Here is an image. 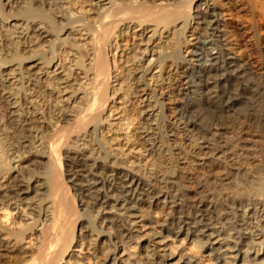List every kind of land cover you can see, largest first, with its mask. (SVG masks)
<instances>
[{
  "label": "bare ground",
  "instance_id": "bare-ground-1",
  "mask_svg": "<svg viewBox=\"0 0 264 264\" xmlns=\"http://www.w3.org/2000/svg\"><path fill=\"white\" fill-rule=\"evenodd\" d=\"M11 1V7L18 8V11L5 14V7L10 5L0 0V28L1 24H8L13 18L25 24L22 28L24 32L31 29L28 32L34 35L29 38L39 39L40 43L48 40L43 42V45L47 44L43 51L46 54H38L28 47H22L20 52L23 55H16L17 51L13 49L10 53H0V86L4 87V92L9 89L11 93L6 92L9 98L16 100L9 105L21 104L22 108L27 104L22 95L33 94L31 97L42 101V105L35 107L36 111L45 107L51 94H47L45 99L41 95L43 77L51 74L47 69L58 58L57 51L62 45L79 49L74 43L77 28L88 35L87 55L83 54L86 55L85 65L79 63V66L84 67L81 68L90 82L87 88L82 87L85 88L84 98H80L83 99L82 105L73 112H70L71 109H65L67 112L63 110L67 118L63 117L65 120L62 122L58 118L50 124L44 120L38 122L41 127H30L32 123L36 125L35 118L30 125L23 126L25 120L10 117L14 129L11 136L4 132L9 129L8 122L4 120L5 123H2L5 126H0L1 145L3 140L9 143L7 151L2 153V156L6 155L5 160L0 161V179L7 175L0 190V211H5V216L9 211L12 217L10 224L6 225L0 215V264H264V186H253L252 193L247 195L221 194L216 198L209 192V197L190 208L180 191L169 186L174 182L165 178L158 180L155 176L142 178L120 164L108 161L106 148L99 139L98 125L111 99L109 53L117 33L131 26L168 27L185 17L187 20L182 30L185 32L193 20H198L202 33L194 39L196 42L189 57L178 54L181 61L175 57V52H180L182 45L177 41L174 53L152 59L150 66H144L146 70L138 80L147 81L146 76L154 70L163 72L161 63L166 59L182 62L181 73L186 80L184 95L189 100L186 98L179 112L189 126H199V120L193 117L196 107L211 106L222 113L234 106V83L244 79L246 72L226 49L224 25L215 8L207 0H166L159 3L156 0H80L84 3L90 1L99 12L91 25L82 17L67 19L66 13L59 12L63 9L61 0ZM193 4L195 8L190 15L188 12ZM203 5L205 9H202ZM55 10L60 13L57 17L64 20L61 26L51 16ZM231 28L232 33L241 35L239 25H232ZM20 36L15 38L24 37ZM151 38L146 43H150ZM146 50L147 47L143 53ZM18 62L19 92L22 95L12 93L14 88H10V81L2 80L5 68ZM62 78L56 76L53 79L58 93H65L66 88H71L68 85L60 87ZM146 86L149 84L146 83ZM73 91L72 96L75 94ZM48 107L45 112L51 111L52 108ZM13 114L14 111L10 112V116ZM85 133L91 137L90 140L83 138ZM202 137L205 139V136ZM81 139H84V144H77ZM26 142L30 145L38 142L43 147H34V151ZM86 144H89L92 153L98 154L97 157L89 158L72 147L81 148ZM33 156L34 159L29 160L32 174L27 179V168L21 164L16 167L14 163L25 162ZM253 183L255 181L250 182ZM162 209H165L162 221H155L153 212ZM171 236L176 239L175 243L171 241ZM171 242L178 254L174 248L172 251L169 249ZM132 244L137 252L131 251Z\"/></svg>",
  "mask_w": 264,
  "mask_h": 264
},
{
  "label": "rangeland",
  "instance_id": "rangeland-1",
  "mask_svg": "<svg viewBox=\"0 0 264 264\" xmlns=\"http://www.w3.org/2000/svg\"><path fill=\"white\" fill-rule=\"evenodd\" d=\"M2 1L4 4L10 5V7H5V14L13 10L18 11V8H12L13 3L11 0ZM25 1L28 2V0H19V3ZM40 1L44 2L46 0ZM152 1L150 0V2ZM157 1L159 3L166 0ZM207 1L215 8L220 16L221 23L224 25L223 30L227 38L226 49L230 50L229 52L237 58L238 65L246 72L244 75L245 82L242 78L235 82L236 84L234 83V106L227 112L222 113L211 106H206L207 108L204 106L196 107L197 112L193 113L195 114L193 117L199 120V126H189L181 118L179 112L181 105L187 98L184 95L186 80L183 73H181L183 71L182 62L175 63V60L166 59L161 63L163 72L159 73V69L154 70L146 76L147 81L138 80L146 70H144V66H150L149 63L152 59L162 57L164 54L171 56L174 53L175 46H177V43H175L177 41L182 44V51L180 50L177 54L176 51L175 57L178 54L185 58L189 57V53L193 49L192 46L196 42L194 39L199 37L202 31L201 26L198 25L200 23L198 20H195V22L193 20L188 29L185 32L182 31L183 24L187 20L183 17L174 25H168V27L151 25L144 28H134V26H131L128 30L117 33L118 35L115 37L109 53L112 67L109 93L111 99L106 114L103 115V123L101 122L98 125L99 139H101L102 146L104 145L103 147L106 148L109 156L108 161L118 163L142 178L147 179L150 176H155L158 180L165 178L170 182H174L175 184L169 186L172 187L171 189L180 191L183 200L191 205H189L190 208L201 199L209 197V192L213 193L215 197H219L221 194L239 195L241 193V195H247L252 193L253 189L251 188L253 186L256 188H258V185L259 188L264 186V0ZM61 2L63 9L59 12L66 13L67 19L75 20L82 17L87 22L89 21L91 25L95 23L99 12H96L95 5H91L90 1L84 3L80 0H61ZM191 7L188 12L190 15L193 13L195 4ZM202 9H205L204 5ZM57 15H60V13L55 10L51 16L61 26L64 24V20L58 18ZM8 22V24H1L0 28V53L2 55L5 51L10 53V49L16 50V55L18 53L23 55L20 52L22 47L35 49L38 54H46L43 51L46 50L45 46L47 44L43 45V42L48 39L40 43L41 40L39 39L29 38L30 35H34L33 32L30 33L31 29L28 30L30 32L22 30L25 26V24L22 25L23 22L16 21L13 18L9 19ZM232 25H239L241 29L240 36L231 32ZM76 30L74 32V43L75 46H79L80 50L78 47L70 49L67 45H62L61 49L57 51L58 58L55 59L53 66L47 69L51 74L43 77L44 82L41 83V86H44V88L41 89L43 91L41 95L45 99L47 94H51L48 98L49 102L45 103L44 108L36 111L35 107H38L42 101L31 97L33 94L25 96L21 94V91L19 92L21 89L17 68L20 62L8 65L9 67L5 68L2 80L10 81V88H14L11 90L12 93L19 92L18 94L24 97L25 103L27 102L22 108L20 107L21 104L10 106L9 104L16 100L9 98V94L6 93H11L9 89L4 92V87L0 86V126H2L1 128L5 126L2 123L4 120L9 123V129L4 131L8 136L13 135L14 131L12 129L13 125L10 123L12 119L25 120L22 125L28 126L35 118L36 121L38 119L37 122L34 121L36 125L32 123L30 127H37L41 125V123H38L39 121L44 122L45 120L49 123L55 122L58 118L62 122L67 118L63 110L71 109L70 112H73L82 105L83 99L80 100V98H84L85 88L88 87L87 84L90 81L88 82V75H85V72H83L84 67L79 66V63L84 64L86 61V50L89 46L86 31H81L78 28ZM22 31L24 33L17 34ZM4 35H7V37H4ZM17 35L24 37L20 36V39H16L15 36ZM149 37H152V41L146 43ZM146 47L148 50L143 53ZM151 49L152 53H150ZM159 49L164 52H160ZM155 51H159V54H156ZM177 58L181 61L180 57ZM10 70L14 71L11 72ZM56 76L63 77V80L60 81L63 82L60 84L61 88L71 86V88L68 87L64 90L65 93H58V89H55L53 79ZM7 82L5 83L8 86L9 83ZM241 82L243 86H241ZM146 83L149 86H146ZM29 84L30 82L26 83V87ZM82 87L85 88L82 89ZM15 88L18 90H15ZM118 89L120 90L118 91ZM72 91L75 92L73 96ZM41 98L43 99V97ZM26 99L28 100L26 101ZM47 107L52 108L51 111L45 112ZM27 109L30 111L29 115L26 113ZM67 110L65 111L67 112ZM13 111L14 114L10 116V112ZM21 113L23 114L21 115ZM10 117L12 119L9 121ZM46 128H48V124ZM46 128L39 129L45 131ZM87 135L85 133L83 138L90 140L91 137L88 136L90 137L88 138ZM4 136L6 134L2 138ZM202 136H205V139ZM84 139H81V142L79 141L77 144H84ZM205 140H207L206 143ZM2 144L0 143V158L9 146V143L4 142V140ZM26 145H29V149L32 147L33 150L34 147L38 149L43 147L38 142L35 145H30V143ZM72 147L76 151L77 149L80 152L82 151L81 153L87 155V157L89 156V158L98 156L95 152H91L89 144L83 146L84 149L83 147H75V145H72ZM25 155L29 156L28 154ZM2 157L0 161L5 160L6 155ZM31 159H34V156L29 157L22 163L16 162L18 159L13 161L16 162L14 166L17 167L21 164V166L27 168L25 169L27 179L32 174L31 169L33 168L29 166V160ZM14 174L17 175V173ZM6 180L7 175L0 179V190L3 189L1 186ZM245 181L249 182L246 183ZM254 181L257 183L250 184ZM213 195L210 197H214ZM164 210L153 212L155 221H162V211ZM4 212L3 210L0 211V215L2 221L8 225L12 217L9 215V211L8 216H5L6 213ZM172 240L173 243L176 242L173 236H171ZM130 249L132 252H137V248L133 244L130 245ZM169 249L176 251L175 244L173 245L171 242ZM176 253L178 254V251Z\"/></svg>",
  "mask_w": 264,
  "mask_h": 264
}]
</instances>
